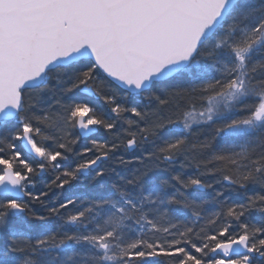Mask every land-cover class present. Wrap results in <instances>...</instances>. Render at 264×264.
<instances>
[{"label": "snow or ice", "instance_id": "6c2138e0", "mask_svg": "<svg viewBox=\"0 0 264 264\" xmlns=\"http://www.w3.org/2000/svg\"><path fill=\"white\" fill-rule=\"evenodd\" d=\"M0 264H264V0H0Z\"/></svg>", "mask_w": 264, "mask_h": 264}, {"label": "trees", "instance_id": "16d2710c", "mask_svg": "<svg viewBox=\"0 0 264 264\" xmlns=\"http://www.w3.org/2000/svg\"><path fill=\"white\" fill-rule=\"evenodd\" d=\"M125 126H126V125H125ZM104 138H106V139H108V140H111V136H105ZM84 145H87V146L91 147L90 141H88V140H81V142H80L79 144H77L75 147H76V149H81V147L84 146ZM148 145H149V146H148ZM144 148H145V149H148V150H151V145H150V144H145V145H144ZM136 151H137V150H136ZM120 152H121V151H120ZM124 152H125V151H124ZM122 153H123V152H121V154H122ZM137 153L139 154V150L137 151ZM89 155L91 156V154H89ZM122 155H123V154H122ZM124 158H125L126 160H127V159H130V158H131L130 153H129V152H125V154H124ZM178 159L182 161V160H183V157H179ZM107 163L112 164L113 167H115V168L117 169V171H120L122 174L126 173L129 169H133V168L139 166L137 163L134 162V163H132V164L127 165V167H125L124 165H120V164L118 163V160L109 161V162H107ZM177 164H178V163H177ZM177 164H175L174 167H175L177 170H179L180 165H177ZM184 171L186 172V174H189V175H193V174L196 173V170H195L194 168H188V169H185ZM55 174H57V173H56V172H53V171H51V170H49V172H48L47 174L44 175L43 180L41 181L40 186L38 185L37 187H38V188H41V189H44V188H43L44 185H45V184H50L51 181L53 180ZM106 179H107V178H106ZM216 187H219V186L216 185ZM186 191H191V190L189 189V190H186ZM207 191L210 192L211 190L209 189V190H207ZM80 193H82V194L85 195V196H88V195H91V194H92L88 189H83L82 191H80ZM34 208H35V206H34ZM37 213H38V214H41V215H47V213H46V211L44 210V208H43V210H38Z\"/></svg>", "mask_w": 264, "mask_h": 264}, {"label": "bare ground", "instance_id": "6f19581e", "mask_svg": "<svg viewBox=\"0 0 264 264\" xmlns=\"http://www.w3.org/2000/svg\"><path fill=\"white\" fill-rule=\"evenodd\" d=\"M105 139H106V138H105ZM148 146H149V145H148ZM77 150H80V149H77ZM120 151L123 152L122 154H123V156H124V154H125L124 151H125V150L123 149V147L120 149ZM137 151H138V150H137ZM121 152H118V153L116 154V156L118 157L119 155H122ZM113 160H117L116 157H113L112 159H110V160H108V161H105V162H104V167H105V168L110 167V166L113 167L112 164L107 163V162H109V161H113ZM177 165H179V163H178ZM55 176H56V174H55ZM55 176H54L53 179H55ZM40 184H41V182H40L38 185L40 186ZM43 188H44V187H43ZM83 189H84V188H81V189L77 192V194H78V195L82 194V193H80V191H82ZM44 190L46 191L47 189L44 188ZM67 195H69V193H68L67 190L57 189V188H55V186H53L52 191L49 192L48 197H47V198H44V199H45V206H47V207L53 206L54 204H56L58 201L62 200V199H63L65 196H67ZM45 206H41V205L37 204V205H35L34 210L38 212V210H43V208H44Z\"/></svg>", "mask_w": 264, "mask_h": 264}]
</instances>
